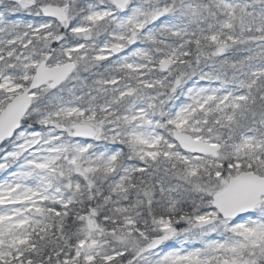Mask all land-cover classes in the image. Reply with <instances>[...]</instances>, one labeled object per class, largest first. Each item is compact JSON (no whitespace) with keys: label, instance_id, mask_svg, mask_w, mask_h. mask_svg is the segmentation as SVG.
Segmentation results:
<instances>
[{"label":"snow or ice","instance_id":"snow-or-ice-1","mask_svg":"<svg viewBox=\"0 0 264 264\" xmlns=\"http://www.w3.org/2000/svg\"><path fill=\"white\" fill-rule=\"evenodd\" d=\"M0 264H264V0H0Z\"/></svg>","mask_w":264,"mask_h":264}]
</instances>
